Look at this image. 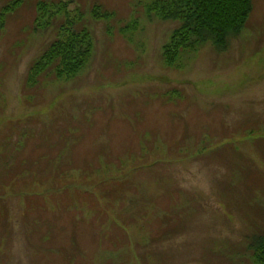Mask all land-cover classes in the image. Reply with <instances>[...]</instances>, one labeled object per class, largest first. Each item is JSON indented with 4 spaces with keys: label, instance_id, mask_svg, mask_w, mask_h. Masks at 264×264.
<instances>
[{
    "label": "rangeland",
    "instance_id": "374dc122",
    "mask_svg": "<svg viewBox=\"0 0 264 264\" xmlns=\"http://www.w3.org/2000/svg\"><path fill=\"white\" fill-rule=\"evenodd\" d=\"M14 2L0 0V15ZM171 3L24 0L5 16L0 264H256L264 0L225 50L206 40L168 65L162 51L183 25L158 14ZM81 30V69L29 87L31 65Z\"/></svg>",
    "mask_w": 264,
    "mask_h": 264
},
{
    "label": "trees",
    "instance_id": "16d2710c",
    "mask_svg": "<svg viewBox=\"0 0 264 264\" xmlns=\"http://www.w3.org/2000/svg\"><path fill=\"white\" fill-rule=\"evenodd\" d=\"M23 2L24 0H15L12 5L2 8L0 26L3 24L5 16L14 12ZM252 5L253 0H172L169 5H159L161 7L158 14L162 18L183 22L182 27L175 32L170 43L162 51L164 62L168 65L174 64L180 49H193L196 44L206 40H209L216 50H225L227 37L241 32L249 19ZM44 6H46L45 3H40L38 8L43 11ZM104 14L102 8L97 4L92 7V15L95 20L102 19ZM90 50V34L87 30L71 33L61 41H56L29 68L27 85L34 87L44 79L71 77L84 65ZM124 174L125 172L120 174L119 178L114 177L110 181L114 184L123 182L121 180L124 178L121 176ZM84 194L92 196L88 192H84ZM111 224L116 232L122 229V225L116 221H112ZM251 247L253 261L256 264H264V235H261Z\"/></svg>",
    "mask_w": 264,
    "mask_h": 264
}]
</instances>
